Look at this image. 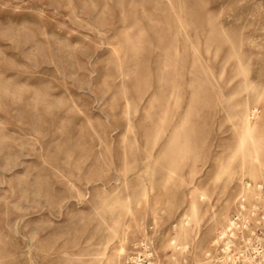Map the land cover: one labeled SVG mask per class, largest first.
I'll return each mask as SVG.
<instances>
[{
  "label": "rangeland",
  "instance_id": "1",
  "mask_svg": "<svg viewBox=\"0 0 264 264\" xmlns=\"http://www.w3.org/2000/svg\"><path fill=\"white\" fill-rule=\"evenodd\" d=\"M258 182L264 0H0V264H206Z\"/></svg>",
  "mask_w": 264,
  "mask_h": 264
},
{
  "label": "built area",
  "instance_id": "2",
  "mask_svg": "<svg viewBox=\"0 0 264 264\" xmlns=\"http://www.w3.org/2000/svg\"><path fill=\"white\" fill-rule=\"evenodd\" d=\"M264 191V183L258 187ZM151 229V227H150ZM206 264H264V202L239 197L228 221L215 234ZM152 240H140L122 264H156Z\"/></svg>",
  "mask_w": 264,
  "mask_h": 264
},
{
  "label": "bare ground",
  "instance_id": "3",
  "mask_svg": "<svg viewBox=\"0 0 264 264\" xmlns=\"http://www.w3.org/2000/svg\"><path fill=\"white\" fill-rule=\"evenodd\" d=\"M260 184H261V182H258V183H254V187H256V188H258L259 186H260ZM253 186H252V190H253V188H254ZM248 189H250V185L249 184H247L246 186H244V190H243V192L239 195V197H241V196H243V197H247V195H246V191L248 190ZM261 196L259 195V193L256 191V194L253 196V199H259ZM251 205L252 206H255V204L254 203H251ZM228 221V220H227ZM226 221V222H227Z\"/></svg>",
  "mask_w": 264,
  "mask_h": 264
}]
</instances>
